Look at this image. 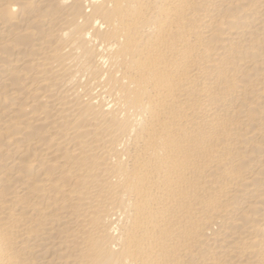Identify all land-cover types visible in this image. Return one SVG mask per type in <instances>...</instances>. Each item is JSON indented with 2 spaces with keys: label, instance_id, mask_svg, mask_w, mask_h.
Segmentation results:
<instances>
[{
  "label": "bare ground",
  "instance_id": "6f19581e",
  "mask_svg": "<svg viewBox=\"0 0 264 264\" xmlns=\"http://www.w3.org/2000/svg\"><path fill=\"white\" fill-rule=\"evenodd\" d=\"M0 264H264V0H0Z\"/></svg>",
  "mask_w": 264,
  "mask_h": 264
}]
</instances>
